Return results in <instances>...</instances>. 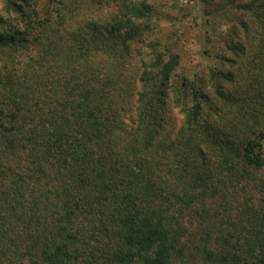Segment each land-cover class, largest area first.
<instances>
[{"label":"trees","instance_id":"16d2710c","mask_svg":"<svg viewBox=\"0 0 264 264\" xmlns=\"http://www.w3.org/2000/svg\"><path fill=\"white\" fill-rule=\"evenodd\" d=\"M56 1L0 12V264H264V0H229L247 16V77L177 72L149 43L134 103L111 69L142 56L151 3Z\"/></svg>","mask_w":264,"mask_h":264},{"label":"rangeland","instance_id":"374dc122","mask_svg":"<svg viewBox=\"0 0 264 264\" xmlns=\"http://www.w3.org/2000/svg\"><path fill=\"white\" fill-rule=\"evenodd\" d=\"M81 1V0H79ZM107 1V0H106ZM151 3L153 8L152 31L148 33L143 45L140 47L142 56L136 52L139 44L131 48V56L120 65L119 69L112 68V73L118 76L121 73V83L132 93L130 99L132 103L136 101L137 91L140 89L138 77L141 72L140 57L151 55V43H158L159 47L168 45L171 52L178 55L179 65L177 72H184L188 75H197L209 79L211 69L222 67L224 71L232 70L236 80L240 82L241 77H247L252 70V54L254 47L247 43L248 37L244 31L238 27L239 19L247 18L237 6L229 0H145ZM246 0H235L242 3ZM101 9V16L109 17L110 12L114 11V6ZM58 6L56 0H38V7L41 11L55 9ZM75 6V5H74ZM3 0H0V12L2 11ZM77 8L73 11H77ZM79 12L73 15L71 24L78 25L81 21ZM249 20V19H248ZM251 20V19H250ZM68 27V24L66 23ZM236 26V27H235ZM235 29L237 30L235 32ZM231 41H241L246 43V53L237 51L236 53L228 49ZM150 43V44H149ZM158 46V45H157ZM33 49V47H32ZM33 54V55H32ZM225 55L231 59L222 61L221 56ZM36 49L31 54L28 52L20 53L15 57V63L7 64L9 67L30 66L31 57H38ZM5 61L0 60V66H4ZM118 67V66H117ZM124 78L126 81H124ZM232 87V86H231ZM229 84L226 88H231ZM134 111L126 113L125 122L131 127V115ZM174 124L179 127L182 122V115L177 108L171 109ZM258 177L264 182V167L258 170ZM260 182L251 181L248 184V191L259 195L258 188ZM247 193V192H246ZM245 193V194H246ZM221 213V211H220Z\"/></svg>","mask_w":264,"mask_h":264}]
</instances>
